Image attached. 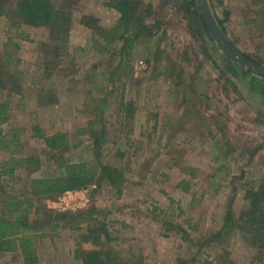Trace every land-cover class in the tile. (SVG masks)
Here are the masks:
<instances>
[{"label":"rangeland","instance_id":"rangeland-1","mask_svg":"<svg viewBox=\"0 0 264 264\" xmlns=\"http://www.w3.org/2000/svg\"><path fill=\"white\" fill-rule=\"evenodd\" d=\"M108 1L75 0L62 59L65 70L50 77L41 73L48 29L27 25L15 29L0 17V50L9 53L22 78V92L9 96V118L2 125L6 135L17 136L19 146L15 149L19 152L14 156L33 155L42 161V168L32 176L55 168L51 165L54 152L33 133V126H38L46 135L57 131L68 134L73 145L63 156L70 161L93 158L92 139L87 134L79 136L78 130L90 120L98 122L101 118L105 141L99 155L103 162L118 166L124 178L119 193L107 184L100 188L95 183L90 185V202L81 210L94 208L96 222L89 221L90 226H96L97 238L84 246L105 247L107 240L100 228L104 222L110 250L126 264H138L140 257L150 264H175L179 259L187 264H228L219 258L226 252L233 264H264V254L255 251L239 231L221 242L202 243L219 229L231 202L234 216L247 206L243 197L246 183L264 179V98L250 87L248 76L226 71L216 43L191 37L173 0H143L150 2L165 22L166 52L178 51L172 57L177 61L173 77L185 66L187 84L188 73H192L189 88L181 83L176 92L175 79L160 75L157 64H147L157 39H141L132 61L141 81L127 82L123 92L125 101L135 102L133 116L125 117L118 111L122 92L118 84L104 116L87 113L83 104L96 107L90 97L101 96L95 87L106 85L100 73L107 67L101 61L103 56L92 50L91 30L80 23V18L87 14L96 17L101 26L113 25L119 13L106 6ZM210 7L236 48L263 63L264 0H212ZM163 58L167 60L165 55ZM110 89L107 84L103 91ZM155 113L158 116H153ZM9 156L8 151L0 150V163ZM14 173L20 178L15 183L18 187L26 173ZM6 180L3 176L1 183ZM180 181L188 185V190L177 186ZM95 188L98 191L92 196ZM57 196L35 200L44 220H49L43 237L36 238L43 248L48 243L81 239L82 231L74 229L78 218L70 220V227L63 226L69 223L64 218L56 221L59 224L55 229L48 228L54 212L79 211L49 206ZM87 221L84 218L80 223L83 231ZM170 225L185 228V235L169 229Z\"/></svg>","mask_w":264,"mask_h":264},{"label":"trees","instance_id":"trees-1","mask_svg":"<svg viewBox=\"0 0 264 264\" xmlns=\"http://www.w3.org/2000/svg\"><path fill=\"white\" fill-rule=\"evenodd\" d=\"M173 1L177 4V9L182 12L187 31L191 37L204 43L214 42L203 22L196 0ZM74 2L75 0H0V17H5L10 27L19 29L21 26L27 25L48 29V39L43 44L42 51L44 62L41 65V73L44 77H50L55 72L65 70L64 60L62 59L68 47L72 25L71 6ZM209 2L212 4V0H209ZM106 6L115 9L119 13L118 19L109 27L99 25L98 19L91 15L84 14L80 18V23L91 30L92 50L95 54L103 56L101 61L107 67L106 72L100 73L106 85H95L101 96L97 99L90 97L91 103H96V107L89 108V103L83 104V107L88 109L86 110L87 113L93 116H104L107 106L111 103L110 97H112L115 87L119 85L122 86V92L118 111L125 117L133 116L135 102L131 99L125 101L123 92L124 85L127 82L139 83L141 81L140 77L137 78V74L135 76L132 66L135 47L141 39H157L150 56L152 61L149 58L147 64L150 65L151 62L157 64L155 69H159L160 75L165 74L167 77L175 79L176 92L180 91L181 83L189 88V82L192 81L193 77L192 73H188L190 81L186 84L185 66H181L176 77H173V70L177 66V61L173 60L172 57H176L178 51L167 53L166 46H163L167 27L161 17L158 18L150 2L144 3L143 0H109L106 2ZM216 21L227 35V29L222 20L216 18ZM228 45L232 51L238 50L229 39ZM14 46L18 48V44H14ZM221 54L223 55V66L226 71L231 75L239 72L242 76H248L250 87L256 88V91L264 98V76L234 64L224 52H221ZM164 55L168 61L163 58ZM242 55L248 60L252 57L246 52H243ZM15 68L17 66L11 63L9 53L5 51L2 54L0 50V150L10 153V156L0 163V250L12 248L13 244L18 243L22 251L24 264H34L38 261V257L32 237L35 235L43 236L42 232L45 231L49 222V220H44L42 217L40 206L34 205L35 200L38 198L52 199L65 190L89 187L93 183L96 184L97 188L107 184L119 193L124 174L118 166L103 162L99 155L101 145L105 141L103 121L99 118L98 122L90 120L86 126L78 130L79 136L87 134L92 139L91 148L95 157L81 158L77 161H70L63 156V152L68 151L73 145L67 133L57 131L46 135L41 133L38 126H33L34 135L42 139L48 151L54 152L51 156L54 158L51 165L55 168L41 176H32L33 172L40 171L42 161L33 155L15 157V153L18 151L15 148L19 146L16 142L17 136L16 134L13 136L6 135L2 127L9 118V96L22 92L21 74ZM86 82L92 81L87 79ZM107 84L111 86L110 91H103L104 88H107ZM88 91L92 92L91 89H88ZM153 116H158V114L155 113ZM17 170H23L26 173L25 178L21 180V185L18 187L15 186V183L20 178H16L14 175ZM190 175L193 176L194 173L191 172ZM3 176L7 177V180L1 183ZM183 183L184 181H180L177 186H183L184 190H188V185H182ZM97 191L98 189H93L92 196ZM243 197L247 201V206L238 215L234 216L230 207L231 202L223 215L219 229L211 232L202 243L221 242L230 234L239 231L255 251L264 254V179L260 178L247 182ZM94 211V208H90L77 212H54V217L48 228L55 229L59 224L56 221L64 218L69 220V223L67 222L63 226L70 227V220L78 218L74 229L82 232L81 239L76 242L75 256L80 258L83 264H126L118 259L117 253L114 254L110 248L99 246L84 248L83 244L85 242L97 238V233L94 234L97 231L96 226H90L91 222L89 221L96 222V218L93 217ZM179 212H182L180 207ZM33 213L36 217H32ZM84 218L88 220L85 231L80 226ZM100 228L105 235V239L110 240L104 222L100 223ZM169 229H173L180 234L184 233L183 235L186 233V229L180 225H170ZM228 257V252L225 255H219L220 259L225 260H222V262L227 261L228 264H233L230 258L227 259ZM138 264L150 263L144 262L141 258ZM175 264H187V262L179 259Z\"/></svg>","mask_w":264,"mask_h":264},{"label":"crops","instance_id":"crops-1","mask_svg":"<svg viewBox=\"0 0 264 264\" xmlns=\"http://www.w3.org/2000/svg\"><path fill=\"white\" fill-rule=\"evenodd\" d=\"M34 205H36L35 202ZM34 215L35 213L32 214V217ZM39 237L43 236L35 235L32 237L36 255L38 257V261L34 264H83L81 259L75 256V249L77 247L76 241L74 242L73 240H69L66 241L67 243L61 241L55 242L53 244L48 243L47 246H44V249L36 240V238ZM108 242L109 241L105 243L104 248L110 247V244ZM84 248L87 247L84 246ZM141 258L144 260L143 257H140V259ZM0 264H24L22 251L18 243L13 244L12 248L0 250Z\"/></svg>","mask_w":264,"mask_h":264},{"label":"water","instance_id":"water-1","mask_svg":"<svg viewBox=\"0 0 264 264\" xmlns=\"http://www.w3.org/2000/svg\"><path fill=\"white\" fill-rule=\"evenodd\" d=\"M203 22L213 37L214 42L219 49L224 52L229 59L234 63L242 67H245L255 73L264 76V64L254 57L250 60L246 59L241 50L232 51L228 45V38L218 25L216 18L211 10L209 0H196Z\"/></svg>","mask_w":264,"mask_h":264},{"label":"built area","instance_id":"built-area-1","mask_svg":"<svg viewBox=\"0 0 264 264\" xmlns=\"http://www.w3.org/2000/svg\"><path fill=\"white\" fill-rule=\"evenodd\" d=\"M137 72H135V75ZM90 186L78 189H68L60 193L56 199L49 201V206L55 205L62 211H77L84 209L90 202ZM54 207V206H53Z\"/></svg>","mask_w":264,"mask_h":264}]
</instances>
